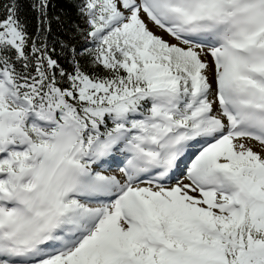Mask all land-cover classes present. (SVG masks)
Instances as JSON below:
<instances>
[{
    "label": "snow or ice",
    "instance_id": "6c2138e0",
    "mask_svg": "<svg viewBox=\"0 0 264 264\" xmlns=\"http://www.w3.org/2000/svg\"><path fill=\"white\" fill-rule=\"evenodd\" d=\"M0 264H264V0H0Z\"/></svg>",
    "mask_w": 264,
    "mask_h": 264
}]
</instances>
